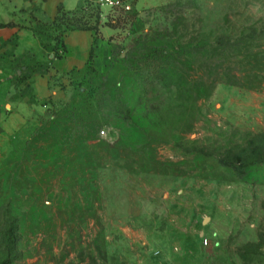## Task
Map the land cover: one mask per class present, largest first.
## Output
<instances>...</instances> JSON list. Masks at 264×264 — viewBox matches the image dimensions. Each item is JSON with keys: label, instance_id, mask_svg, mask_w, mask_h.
Returning <instances> with one entry per match:
<instances>
[{"label": "rangeland", "instance_id": "374dc122", "mask_svg": "<svg viewBox=\"0 0 264 264\" xmlns=\"http://www.w3.org/2000/svg\"><path fill=\"white\" fill-rule=\"evenodd\" d=\"M130 3L104 70L0 165L4 264H264V0ZM155 49L197 81L155 79Z\"/></svg>", "mask_w": 264, "mask_h": 264}, {"label": "crops", "instance_id": "0c3cea01", "mask_svg": "<svg viewBox=\"0 0 264 264\" xmlns=\"http://www.w3.org/2000/svg\"><path fill=\"white\" fill-rule=\"evenodd\" d=\"M95 8L98 17L90 16ZM84 13L88 27L63 19ZM116 20L100 0H0V165L26 146L37 113L70 96L80 72L104 70L120 30L109 22Z\"/></svg>", "mask_w": 264, "mask_h": 264}, {"label": "trees", "instance_id": "16d2710c", "mask_svg": "<svg viewBox=\"0 0 264 264\" xmlns=\"http://www.w3.org/2000/svg\"><path fill=\"white\" fill-rule=\"evenodd\" d=\"M122 9V8H121ZM99 16V10L98 8L90 14V16ZM86 14L84 13L78 18L71 19L69 17L64 16L65 23H68L69 25L76 26V27H88V23L90 21L85 20ZM119 19V16H117V20L115 23L109 22L111 25L118 27L117 21ZM93 26V27H92ZM91 27L93 29L97 28L96 24H91ZM146 62L151 68L150 74L154 76L155 79L161 80L163 84L166 85L168 82H173L172 85H178V83H181L182 80L184 82L190 81L195 82L197 81L195 78H188L187 80L184 79L183 74L178 66H176V63L178 62L177 59L172 58V56L166 55L162 50H152L146 55ZM202 88L195 86L191 87L188 90H186L184 93L180 91V89L177 91L178 98L182 97L184 95L185 100L190 105V108L192 106V109L194 108V105L197 103V101L203 97ZM4 224V222H3ZM6 227L3 229L2 232H0V253L5 255L4 260H0V264H4L5 260L11 259L12 253L15 249L16 245V229L17 226L13 224V222L10 223V220L5 222ZM12 262V260H11ZM10 263V262H9Z\"/></svg>", "mask_w": 264, "mask_h": 264}, {"label": "built area", "instance_id": "2783aa9c", "mask_svg": "<svg viewBox=\"0 0 264 264\" xmlns=\"http://www.w3.org/2000/svg\"><path fill=\"white\" fill-rule=\"evenodd\" d=\"M100 2L111 8L122 7L125 10H129L132 7L130 0H100Z\"/></svg>", "mask_w": 264, "mask_h": 264}]
</instances>
